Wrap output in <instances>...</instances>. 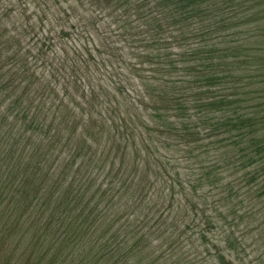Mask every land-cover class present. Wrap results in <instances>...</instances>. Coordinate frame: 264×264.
I'll list each match as a JSON object with an SVG mask.
<instances>
[{
  "label": "trees",
  "instance_id": "obj_1",
  "mask_svg": "<svg viewBox=\"0 0 264 264\" xmlns=\"http://www.w3.org/2000/svg\"><path fill=\"white\" fill-rule=\"evenodd\" d=\"M55 5L0 0L3 264H264V0Z\"/></svg>",
  "mask_w": 264,
  "mask_h": 264
},
{
  "label": "rangeland",
  "instance_id": "obj_2",
  "mask_svg": "<svg viewBox=\"0 0 264 264\" xmlns=\"http://www.w3.org/2000/svg\"><path fill=\"white\" fill-rule=\"evenodd\" d=\"M28 1H31V0H28ZM45 1L52 9L50 11L51 13L53 11L56 12L58 10V8L56 9L57 5H55V0H45ZM59 1H61L62 4L66 5V6L68 4H72L73 2L74 3L76 2V0H59ZM29 4L31 6L30 10H33V8L35 7L36 3L35 2H30ZM83 10H84V8L80 6L79 7V13H82ZM100 12H102V13H100L102 15V17L106 13V11H104V10H101ZM51 13H50V17H51ZM91 14L97 15V13L93 12L92 10H91V12L86 13L85 15H91ZM104 20H105L104 18L102 20H100L101 25H102ZM106 20H107V17H106ZM8 242H9V239L7 237L5 238V236L3 235V226L0 224V264H3L6 261L7 258L11 257L12 255L16 256L17 253H18V250H15L14 247L8 246L9 245ZM18 249L23 250L24 248L23 247H18Z\"/></svg>",
  "mask_w": 264,
  "mask_h": 264
}]
</instances>
